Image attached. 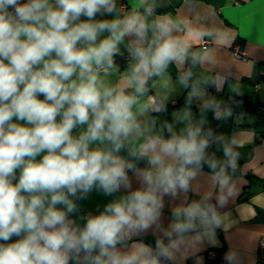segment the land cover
<instances>
[{"label": "clouds", "instance_id": "1", "mask_svg": "<svg viewBox=\"0 0 264 264\" xmlns=\"http://www.w3.org/2000/svg\"><path fill=\"white\" fill-rule=\"evenodd\" d=\"M141 6L121 16L116 0H0V264H160L171 234L218 223L210 205L193 202L174 212L168 245L117 247L157 222L164 195L186 191L203 163H219L205 160L209 140L185 112L179 130L167 124L138 147L146 167L132 189L134 165L120 152L144 134L133 108L148 79L185 55L174 22H149L154 7ZM126 37L135 62L113 84ZM122 189L102 211L81 213L77 202L93 191Z\"/></svg>", "mask_w": 264, "mask_h": 264}, {"label": "crops", "instance_id": "2", "mask_svg": "<svg viewBox=\"0 0 264 264\" xmlns=\"http://www.w3.org/2000/svg\"><path fill=\"white\" fill-rule=\"evenodd\" d=\"M155 1L147 0V3L153 5ZM164 1L170 11L149 16L148 20L151 22L159 16L170 18L174 22L172 35L183 42L185 55L170 62L163 73L153 75L150 88L151 78L148 79L133 108L144 134L130 136L120 152L134 165L128 171L132 189L139 186L134 173L146 167L144 160L134 155L145 137L159 134L167 124L179 130L184 124H177L176 118L185 112L189 113V120L184 123L197 124L204 131L216 121L212 106L222 107L229 96L245 98L255 111L224 112L218 120L221 134L209 142L205 156L206 161L219 162L217 168L211 169L208 163H203L195 170L186 191L178 189L175 195L163 196L159 219L151 228L127 237L123 247H117L122 251L145 245L153 249L151 243L156 246L157 240L168 245L169 237L164 233L177 219L174 212L201 202L213 208L218 223L211 226L197 223L179 239L171 234L174 243L160 264H207L208 252H218L220 264H264V0ZM116 3L121 16L133 10L144 12L141 0H116ZM105 18L112 17L97 16V19ZM151 38L149 31L148 39ZM132 39L126 37L115 56L123 58L128 65L135 62L127 50ZM204 39L209 46L201 51ZM235 46L243 52L244 59L234 57ZM127 71L128 68L121 71L116 65L107 80L113 84L122 82ZM173 103L185 108H173ZM80 130H74V135ZM164 134L167 137L166 131ZM225 148L230 150L228 158L224 156ZM125 194L123 189L112 196L93 191L77 203L82 214H96L108 202Z\"/></svg>", "mask_w": 264, "mask_h": 264}, {"label": "trees", "instance_id": "3", "mask_svg": "<svg viewBox=\"0 0 264 264\" xmlns=\"http://www.w3.org/2000/svg\"><path fill=\"white\" fill-rule=\"evenodd\" d=\"M153 7H154V14H158V15L166 14L170 11V7L164 0H156L155 3L153 4ZM114 61H115V65H117L121 71L129 67V65L121 57H114ZM152 83H154V78H151L150 81L148 82L149 88L151 87ZM148 91L151 92L150 90ZM177 107L185 108L180 106L179 103H177V105L173 108H177ZM221 108L224 112L232 113V114L235 113L246 114L255 111L254 106H252V104L248 102L245 98L235 97V96L227 97L223 102ZM203 132L207 136L209 142L216 139L221 134V126L219 121H215L208 129L204 130ZM151 246L153 248V251H155L156 246L154 245V243H151ZM220 263H221L220 254L216 252V257L213 259V261L208 262L207 264H220Z\"/></svg>", "mask_w": 264, "mask_h": 264}, {"label": "built area", "instance_id": "4", "mask_svg": "<svg viewBox=\"0 0 264 264\" xmlns=\"http://www.w3.org/2000/svg\"><path fill=\"white\" fill-rule=\"evenodd\" d=\"M208 46H209V42L207 40L204 39V40L201 41V45H200L201 51H206L208 49ZM232 52H233L234 57H236V58H239V59H244L245 58L243 52H240L239 47L235 46L233 48ZM210 99H211V101H213V98H212L211 95H210ZM173 106H176V103H173ZM211 111H212L213 118L216 121L220 120L223 117L224 111L222 110V108L220 106L213 105ZM215 257H216V253L215 252H208L206 254L207 263L213 261V259Z\"/></svg>", "mask_w": 264, "mask_h": 264}]
</instances>
